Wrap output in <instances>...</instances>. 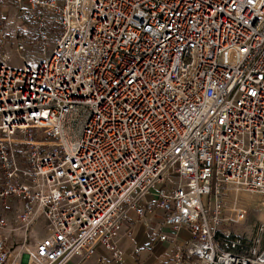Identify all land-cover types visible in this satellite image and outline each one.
Instances as JSON below:
<instances>
[{"label":"built area","instance_id":"2783aa9c","mask_svg":"<svg viewBox=\"0 0 264 264\" xmlns=\"http://www.w3.org/2000/svg\"><path fill=\"white\" fill-rule=\"evenodd\" d=\"M240 192L264 196V0H0V228L36 235L25 264L118 258L155 210L158 264H264L222 231Z\"/></svg>","mask_w":264,"mask_h":264},{"label":"crops","instance_id":"0c3cea01","mask_svg":"<svg viewBox=\"0 0 264 264\" xmlns=\"http://www.w3.org/2000/svg\"><path fill=\"white\" fill-rule=\"evenodd\" d=\"M163 218L164 213L160 210L146 213L144 217H140L134 211L130 212L128 214L129 235L121 238L117 243L118 258H113L112 254L101 245H96L93 255L84 264H158L162 258L171 257L170 244L158 241V235L163 231ZM10 222H14V220ZM13 230L9 229V232L11 233ZM177 238L181 242H186L189 239L188 231L180 229ZM4 240L6 243L7 238ZM25 251L33 253L34 249L30 251L25 244L21 252L24 253ZM23 253L21 262L18 261V252L10 260L25 264Z\"/></svg>","mask_w":264,"mask_h":264},{"label":"rangeland","instance_id":"374dc122","mask_svg":"<svg viewBox=\"0 0 264 264\" xmlns=\"http://www.w3.org/2000/svg\"><path fill=\"white\" fill-rule=\"evenodd\" d=\"M32 51H26L23 53L24 56H30ZM35 54V53H34ZM16 57V55H13ZM79 125L76 126L75 132ZM169 184L176 186L177 177L172 176L168 180ZM156 192V189L151 191ZM202 204L207 205L208 196H202ZM225 209H230L232 205H237L242 207L246 211V217L243 222L237 224H231L228 229L222 228V231H229L230 235L241 237L249 242L253 238L258 237L260 239V248L264 249V196L257 194H251L248 192H240L237 195H229L226 197ZM21 224L17 221L10 222L7 224L5 229H0V240L7 238L6 245L9 249V260L15 255L16 252L19 253V262L22 258V244L24 238L23 229L20 228ZM263 227V231L259 232V229ZM9 229H14L11 233ZM35 237L36 235L32 232L28 236V242L25 243L27 248L32 251L35 247Z\"/></svg>","mask_w":264,"mask_h":264},{"label":"bare ground","instance_id":"6f19581e","mask_svg":"<svg viewBox=\"0 0 264 264\" xmlns=\"http://www.w3.org/2000/svg\"><path fill=\"white\" fill-rule=\"evenodd\" d=\"M13 142H15V143H22L23 142V140L22 139H20V138H16V137H12V138H10ZM72 146H73V144H72Z\"/></svg>","mask_w":264,"mask_h":264}]
</instances>
